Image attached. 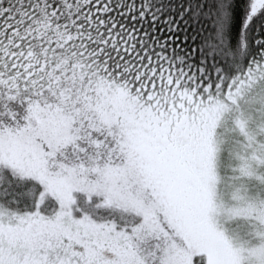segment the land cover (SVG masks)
Here are the masks:
<instances>
[{
  "label": "snow or ice",
  "instance_id": "6c2138e0",
  "mask_svg": "<svg viewBox=\"0 0 264 264\" xmlns=\"http://www.w3.org/2000/svg\"><path fill=\"white\" fill-rule=\"evenodd\" d=\"M0 264H264V0H0Z\"/></svg>",
  "mask_w": 264,
  "mask_h": 264
}]
</instances>
